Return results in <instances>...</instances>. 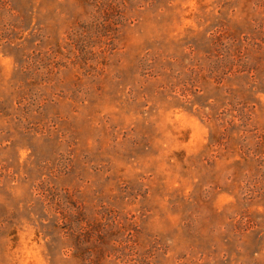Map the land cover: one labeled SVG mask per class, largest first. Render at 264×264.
Here are the masks:
<instances>
[{
    "label": "rangeland",
    "instance_id": "1",
    "mask_svg": "<svg viewBox=\"0 0 264 264\" xmlns=\"http://www.w3.org/2000/svg\"><path fill=\"white\" fill-rule=\"evenodd\" d=\"M0 264H264V0H0Z\"/></svg>",
    "mask_w": 264,
    "mask_h": 264
}]
</instances>
